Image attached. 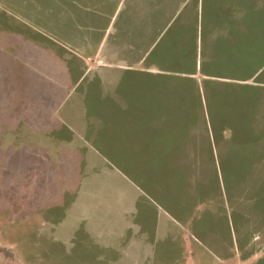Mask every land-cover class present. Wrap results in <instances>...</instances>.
Listing matches in <instances>:
<instances>
[{
  "label": "crops",
  "instance_id": "obj_1",
  "mask_svg": "<svg viewBox=\"0 0 264 264\" xmlns=\"http://www.w3.org/2000/svg\"><path fill=\"white\" fill-rule=\"evenodd\" d=\"M241 1L245 7H220L208 16L207 61L199 63L198 75L192 66L204 51L197 46L202 28L195 7L200 0H165L157 13L161 25L153 38L159 37L160 44L154 59L144 56L152 42L143 48L148 47L136 65L134 56H122L120 46L117 52L115 45L109 47L105 57L96 48L90 101L87 92L70 96L73 78L66 55L55 54L49 46H30L26 54H22L25 49L16 53L10 48L11 55L0 48V159L13 162L12 169L20 171L23 164L35 160V146L43 145L46 152L47 146L49 150L55 145L54 138L70 141L62 151L72 156L69 160L86 162L80 165L85 174H76V201L70 204H86L79 194L89 190L88 171L109 173L105 180L116 193L111 206L98 204L97 198L79 218L55 222L67 226L64 231L70 242L75 238L73 243L90 252H85L87 257L95 256L92 250L113 251L122 232L127 264H212L215 255L225 254L221 232L214 228L217 204L211 203L209 187L214 157L209 158L207 150L200 154L199 104L201 90L213 103L207 104L212 109L207 108L208 113H219L224 120L222 125L213 120L209 128L225 130L229 117L264 102L262 90L248 83L260 80L264 86V0ZM171 16L178 21L176 29L162 40ZM234 17H240L239 22L230 20ZM125 41L123 49L134 48L130 38ZM105 66L120 68L121 73L104 74L109 73ZM219 82L232 86L206 90L208 84H225ZM135 84H140L137 92L128 88ZM152 84L158 89L152 91ZM212 135L219 141L220 135ZM223 150L221 159L227 157L228 149ZM209 160L212 165L206 163ZM199 192L206 195L205 201L199 199ZM97 206L110 211H103L105 217L88 211ZM192 215L198 216L197 222ZM258 233L253 239H259ZM168 238L172 244L166 250L172 253L160 244ZM118 250L110 256L120 255Z\"/></svg>",
  "mask_w": 264,
  "mask_h": 264
},
{
  "label": "rangeland",
  "instance_id": "obj_2",
  "mask_svg": "<svg viewBox=\"0 0 264 264\" xmlns=\"http://www.w3.org/2000/svg\"><path fill=\"white\" fill-rule=\"evenodd\" d=\"M240 1L200 0L199 6L195 7L197 14L199 10L198 26L202 28L197 46L201 45L204 51L200 53L201 59H196L192 66L193 73L199 75V63L207 61L204 58V32L208 16L220 7L226 10L245 7V2ZM161 7H165V0H0V48L4 54L11 55L12 48L16 53L25 49L22 54H26L30 46H49L55 54L66 55L73 78L70 96L87 92L86 101H90L94 98L90 94L95 89L96 67L93 64L96 48L99 46V52H103L105 57L109 47L115 45L117 52L120 46L122 56L126 58V53L134 56L136 65L148 47L143 48L152 42L144 56L146 60L154 59L160 44L159 37H153L160 31L161 20L157 13ZM239 18L230 20L239 22ZM168 22V33L162 40L167 35L170 37L178 21L171 16ZM128 38L134 48L123 49ZM107 68L105 66L104 71L109 73L104 74L117 76L121 73L120 68ZM262 68L264 77V64ZM131 76L135 79V75ZM261 82L254 80L248 83L254 90L264 93ZM139 85L128 88L137 92ZM220 85L229 86L225 88L232 86L228 83L208 84L206 90L218 92L224 89ZM151 89L154 91L158 87L152 84ZM203 96L200 90V154L207 150L209 158L212 154L214 157L215 173L213 171V177L209 178V181L212 179L209 184L213 195L211 203L217 204L214 228L217 233L221 232L220 243L225 247V254L215 255L212 264H264V102L254 107L247 106L243 112L229 117L225 120L228 127L225 130H211L209 126L213 127V120L221 125L224 120L218 118L219 113H208L207 108L212 109L207 104L213 103ZM212 133L220 135L219 141H214ZM53 140L55 145L49 146V150L47 146L46 152L43 145L35 146V160L27 166L23 164L20 171L12 169L13 162L0 159V264H127L125 232L118 236L120 241L114 242L113 251L91 249L97 253L94 257H87L85 252H90L73 243L75 238L70 242L69 234L64 231L67 226L55 223L64 217L66 220H73L74 216L79 218L82 212H86L88 204L97 198L98 204L111 206L116 193L111 191L109 181L105 180L110 178L108 172L98 171L94 175L88 171L89 190L79 194L80 202L83 200L86 204H70L76 201L73 192L78 180L76 174H85V168L81 170L80 165L86 162L69 160L72 156L65 154L66 149L62 151L70 141ZM223 148L228 152L227 157L221 159ZM206 163L212 165V160ZM198 194L200 200H206V195ZM88 211H96L97 217H105L103 211L110 210L98 207ZM192 218L197 222L198 216L192 215ZM256 232H259V239H253ZM160 244H166L164 250L172 253L166 250L172 244L169 238ZM118 247L121 254L111 257L114 255L111 252L117 251Z\"/></svg>",
  "mask_w": 264,
  "mask_h": 264
}]
</instances>
